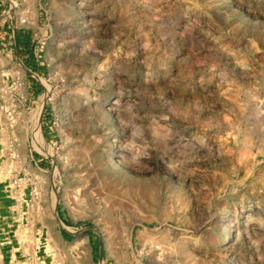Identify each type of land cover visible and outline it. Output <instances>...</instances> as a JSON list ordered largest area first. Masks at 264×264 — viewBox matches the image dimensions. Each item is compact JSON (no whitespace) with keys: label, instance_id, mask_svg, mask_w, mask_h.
Masks as SVG:
<instances>
[{"label":"rangeland","instance_id":"1","mask_svg":"<svg viewBox=\"0 0 264 264\" xmlns=\"http://www.w3.org/2000/svg\"><path fill=\"white\" fill-rule=\"evenodd\" d=\"M11 29L13 264H264V0H0Z\"/></svg>","mask_w":264,"mask_h":264},{"label":"crops","instance_id":"2","mask_svg":"<svg viewBox=\"0 0 264 264\" xmlns=\"http://www.w3.org/2000/svg\"><path fill=\"white\" fill-rule=\"evenodd\" d=\"M6 38L12 40L14 49H16L17 46L18 47L20 46L15 30L11 29L9 34H7L6 31L0 33V40H5ZM0 45L3 47H6L2 43ZM4 181L5 180L2 179L1 174H0V227H3V229L6 230L10 227L15 226L17 227V230H18L20 229V220H18L19 212L13 208L15 207L13 205L14 204L13 200H9L8 196L4 195V191H3ZM14 223H17V225H12ZM21 223H22V220H21ZM3 229L2 231H4ZM10 233L11 231H9L8 233H5V231L4 233H0V240L2 239V241L4 242L1 244V246H3V249L0 250L2 258L4 260V264H13L14 262H16L18 258L16 255L17 251L12 245L14 240H11V238L14 236H10L9 235Z\"/></svg>","mask_w":264,"mask_h":264},{"label":"bare ground","instance_id":"3","mask_svg":"<svg viewBox=\"0 0 264 264\" xmlns=\"http://www.w3.org/2000/svg\"><path fill=\"white\" fill-rule=\"evenodd\" d=\"M44 101V100H43ZM39 110V109H38ZM41 111L39 112V113H41L42 114V112H43V110L42 109H40ZM41 119V118H40ZM41 122V121H40ZM39 127V126H38ZM41 134V133H40ZM37 136V135H36ZM39 138H41L40 137V135L38 136ZM32 139V138H31ZM35 140H36V138H35ZM39 140V139H38ZM40 141V140H39ZM38 142V141H37ZM41 142H42V140H41ZM40 142V143H41ZM34 145V144H33ZM43 145V144H42ZM39 146V145H38ZM39 148V147H38ZM34 149V148H33ZM36 149V148H35ZM43 149V148H42ZM44 149H45V147H44ZM53 208H54V205H53ZM57 217V216H56Z\"/></svg>","mask_w":264,"mask_h":264},{"label":"built area","instance_id":"4","mask_svg":"<svg viewBox=\"0 0 264 264\" xmlns=\"http://www.w3.org/2000/svg\"><path fill=\"white\" fill-rule=\"evenodd\" d=\"M0 145H1V143H0ZM2 147H4L3 145H1ZM6 151H8L7 149H5Z\"/></svg>","mask_w":264,"mask_h":264}]
</instances>
